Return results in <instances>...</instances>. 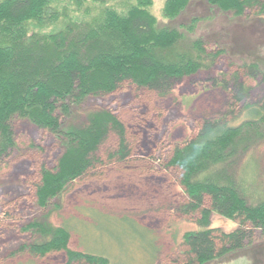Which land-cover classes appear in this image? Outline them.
<instances>
[{"label":"trees","instance_id":"16d2710c","mask_svg":"<svg viewBox=\"0 0 264 264\" xmlns=\"http://www.w3.org/2000/svg\"><path fill=\"white\" fill-rule=\"evenodd\" d=\"M87 1L106 2L72 0L79 9ZM190 1L168 0L165 16L178 18ZM205 1L222 12L242 17L258 9L264 11L263 0ZM53 4L54 0L0 1V168L17 151L11 126L17 116L68 140L56 169L41 170L36 204L44 209L76 181L100 175L108 166L129 167L133 163L126 126L115 116L100 112L89 116L83 127L71 125L62 131L59 106L69 115L66 101L111 95L125 83L167 95L174 81L196 75L204 67L202 58L208 57L204 45L195 42L193 51L198 62L190 56L192 50L179 49L185 40L180 32L158 29L157 19L148 10L152 0H139L127 14L108 8L91 21L70 19L63 30L52 34L33 30L60 22L62 15ZM220 55L217 52L212 56V65ZM242 71L245 77L253 81L261 78L264 84V72L258 65H242ZM240 76L239 71L225 83L226 90L233 85L234 100L228 114L205 120L198 135L176 147L168 162L169 168L178 171L187 197L179 212L198 227L184 234L185 250L177 263L184 258L183 264H208L254 244L258 233L264 237V201L256 206L247 202L245 179L238 165V157L246 156L251 149L250 142L264 136V98L249 105L251 90ZM245 101L249 120L231 126L230 117ZM110 142L112 148L101 156L102 148ZM213 214L237 222L239 228L231 233L212 228ZM32 228L49 240L23 246L18 254L45 257L64 252L66 264H109L104 256L71 250L72 235L67 227L53 229L37 223L25 231Z\"/></svg>","mask_w":264,"mask_h":264},{"label":"rangeland","instance_id":"374dc122","mask_svg":"<svg viewBox=\"0 0 264 264\" xmlns=\"http://www.w3.org/2000/svg\"><path fill=\"white\" fill-rule=\"evenodd\" d=\"M167 1L152 0L148 10L157 19L159 30H176L183 35L181 51H193L195 42L204 45L207 58L200 62L194 51L190 55L202 63V70L174 81L167 95L125 83L111 95L66 101L69 115L63 107L57 110L63 120L62 131L71 125L83 127L89 116L100 112L115 116L128 132L133 152L131 166H108L100 175L76 181L47 209L41 208L36 204L41 170L56 169L68 140L37 128L27 118L12 119L17 151L0 168V264H66L64 252L45 257L18 254L23 246L49 240L33 228L25 231L37 223L53 229L67 227L72 235L71 250L104 256L109 264H183L184 258L177 263L185 250L183 236L198 227L179 212L187 197L178 171L169 168L168 162L176 147L198 135L205 120L228 114L234 100L233 85L226 90L225 83L235 73L240 71L241 81L251 90L249 105L263 101L262 79L245 77L242 65L256 64L264 72V11L258 9L242 17L222 12L205 0H191L178 18L169 19L164 13ZM138 3L87 1L79 9L72 0H54L53 9L62 15L60 22L33 30L52 34L63 30L70 19L91 21L108 8L127 14ZM217 52L221 55L212 65ZM245 104L230 117L231 126L249 120ZM258 136L256 142H250L247 155L238 157L245 197L252 206L264 201V136ZM106 146L101 156L113 144ZM211 220L212 228L226 233L239 228L237 222L218 214H213ZM208 264H264V237L258 233L254 244Z\"/></svg>","mask_w":264,"mask_h":264}]
</instances>
